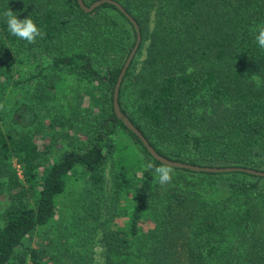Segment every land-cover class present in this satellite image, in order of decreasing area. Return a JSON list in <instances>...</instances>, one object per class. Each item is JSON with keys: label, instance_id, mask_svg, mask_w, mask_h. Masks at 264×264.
Segmentation results:
<instances>
[{"label": "trees", "instance_id": "obj_1", "mask_svg": "<svg viewBox=\"0 0 264 264\" xmlns=\"http://www.w3.org/2000/svg\"><path fill=\"white\" fill-rule=\"evenodd\" d=\"M117 1L141 32L119 105L154 148L181 161L264 170V49L252 31L264 25V0ZM7 9L30 16L43 38L13 36ZM135 37L108 2L85 11L77 0H0V104L13 100L0 112V264H92L99 230L104 264H264V176L173 166L161 186L145 170L162 163L112 105ZM68 75L83 94L43 118L40 105L64 93ZM118 126L143 159L117 160L113 184L127 202L106 222L105 166ZM66 129L75 135L57 151ZM70 182V209L57 218Z\"/></svg>", "mask_w": 264, "mask_h": 264}, {"label": "rangeland", "instance_id": "obj_2", "mask_svg": "<svg viewBox=\"0 0 264 264\" xmlns=\"http://www.w3.org/2000/svg\"><path fill=\"white\" fill-rule=\"evenodd\" d=\"M152 16H150V19ZM153 19L151 20V22ZM145 56V48L142 47L140 53L137 55V60L141 61ZM67 86L64 89V93H59L57 99H52L47 103H42L40 105V111L43 113V118H45V114L54 106L59 103H64L65 100L78 91L83 94V85L76 81V79L72 75H68L66 79ZM89 95H83L84 99L87 100ZM12 99L10 101L2 102L0 104V112L8 110L12 107ZM75 135L73 130H65V133L60 135L59 140L57 141L56 147L57 151H61L70 146V141L72 137ZM116 144V149L113 154L108 158L105 166V185L103 191V208H102V218L104 221L108 220L110 216L114 213L122 215L120 207L124 206L127 202L123 196H120V193L116 190L113 184V172L117 169V160H123L124 156L128 158L126 161H130L132 158H138L139 160L143 159V153L140 151L137 142L132 138V136L121 126L116 127V132L113 134ZM17 166V164H15ZM175 170H173L174 173ZM205 181L209 182L210 178L207 176L202 177ZM264 183V180H263ZM74 182H70L66 192L58 199V210H57V218H61L65 213H67L70 209L71 199L75 195V191L72 188ZM211 186V184H209ZM0 210L6 204V198H2L0 201ZM114 216V215H113ZM126 216L124 215L123 218ZM118 221V220H117ZM116 221V223H117ZM107 222V221H106ZM144 226H148V224H144ZM101 230L98 231V234L95 237V240L92 243L93 253H92V264H104V252L105 247L101 241ZM177 247V245H176Z\"/></svg>", "mask_w": 264, "mask_h": 264}, {"label": "water", "instance_id": "obj_3", "mask_svg": "<svg viewBox=\"0 0 264 264\" xmlns=\"http://www.w3.org/2000/svg\"><path fill=\"white\" fill-rule=\"evenodd\" d=\"M79 3V6L85 10V11H91L96 6L108 2L110 4L115 5L121 12H123L126 17L129 19V21L132 23L136 37L135 41L133 43V46L131 47L130 51L128 52L127 56L124 59V62L120 68V71L118 73V76L116 78V81L114 83L113 93H112V105L113 110L116 114V116L124 123V125L130 129L133 133L137 135V137L141 140V142L144 144L146 149L149 151V153L159 162H169L174 167L179 168H188L195 171H209V172H222V171H234V170H241L246 171L255 175H261L264 176V170L262 169H256L253 167H246L241 165H226V166H215V165H203V164H197V163H191L187 161H181L173 158H169L161 153H159L154 146L149 142V140L144 136V134L141 132V130L130 120V118L121 110L119 101H118V94H119V87L121 80L124 76V73L139 45L140 39H141V32L140 27L136 19L124 8V6L117 0H93L90 4H86L83 0H77Z\"/></svg>", "mask_w": 264, "mask_h": 264}, {"label": "clouds", "instance_id": "obj_4", "mask_svg": "<svg viewBox=\"0 0 264 264\" xmlns=\"http://www.w3.org/2000/svg\"><path fill=\"white\" fill-rule=\"evenodd\" d=\"M3 16L6 18L8 31L13 36L25 40L29 44L36 43L38 37L43 38L45 35L30 16L21 19L12 9L5 10ZM252 31L256 33L255 40L257 45L264 49V25H258ZM189 71L191 70L189 69ZM144 168L154 174L161 186L170 183L173 179V165L169 162H163L161 165L156 166L149 161L144 164Z\"/></svg>", "mask_w": 264, "mask_h": 264}]
</instances>
